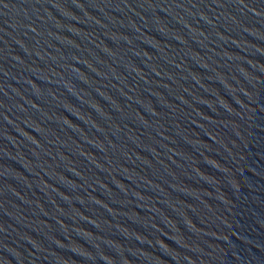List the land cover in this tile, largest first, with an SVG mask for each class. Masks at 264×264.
Masks as SVG:
<instances>
[{
    "label": "water",
    "instance_id": "95a60500",
    "mask_svg": "<svg viewBox=\"0 0 264 264\" xmlns=\"http://www.w3.org/2000/svg\"><path fill=\"white\" fill-rule=\"evenodd\" d=\"M0 264H264V0H0Z\"/></svg>",
    "mask_w": 264,
    "mask_h": 264
}]
</instances>
